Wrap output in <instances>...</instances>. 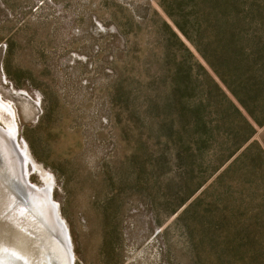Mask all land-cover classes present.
<instances>
[{
	"label": "rangeland",
	"instance_id": "obj_1",
	"mask_svg": "<svg viewBox=\"0 0 264 264\" xmlns=\"http://www.w3.org/2000/svg\"><path fill=\"white\" fill-rule=\"evenodd\" d=\"M0 100L75 264H264V0H0Z\"/></svg>",
	"mask_w": 264,
	"mask_h": 264
},
{
	"label": "bare ground",
	"instance_id": "obj_2",
	"mask_svg": "<svg viewBox=\"0 0 264 264\" xmlns=\"http://www.w3.org/2000/svg\"><path fill=\"white\" fill-rule=\"evenodd\" d=\"M0 104L3 105L4 109L9 110L10 108L6 103L4 104L0 100ZM7 106V107H6ZM11 110V111H10ZM10 113L13 114V124L8 125L4 128L0 125V151L4 158V164L7 163V167H9V171L13 174L17 170V163L15 155H18L16 152L17 149L13 150L11 146V142L19 149V144L17 142V125L14 124V112L12 109H10ZM9 114V113H8ZM5 117L4 115H2ZM6 119V117H5ZM9 119V117L7 118ZM10 121V119H9ZM12 122V120H11ZM27 153V152H26ZM18 157V156H17ZM20 157V155H19ZM21 158V157H20ZM27 158L24 161L23 166L27 167L28 169V161L30 160V157L27 153ZM33 163V161H32ZM26 169V171H27ZM25 171V172H26ZM28 176H30L29 171ZM27 178V177H26ZM7 181H9L7 179ZM2 182H0L1 184ZM29 187L27 188V195L26 197L29 199L27 201L25 199V203H22L20 205L16 206H5L7 207V211L9 212V216H6V220L8 223L5 238L4 233L2 230H0V264H67V258L65 256V252H63V248L61 246V242L58 241V244H55V251L56 255L53 257L49 252V244H51V239L48 235V228L50 226L54 227L55 223V208L58 206V204L54 201L53 198H51L52 195V186L48 183L46 185L38 186L36 184H33L30 180ZM10 193H14L16 190L13 186H10ZM13 187V188H12ZM0 195H3V191L0 190ZM5 198H8V200L13 201L15 197L9 196L10 194L7 192H4ZM53 196V195H52ZM4 198V196H3ZM1 199V197H0ZM2 200H0L1 202ZM16 199L14 200V202ZM13 202V203H14ZM30 203L31 205H29ZM2 213H5L6 208L2 206ZM6 211V212H7ZM16 214H22L20 217L15 216ZM12 214V215H11ZM16 220L17 224L21 221L27 226L30 227L32 232V236L30 237V234L25 235L18 234L15 232L16 228ZM6 224V223H5ZM4 227V226H3ZM9 229V230H8ZM11 230V231H10ZM25 233V232H24ZM16 237L23 239L26 238V242L23 244V242L18 241V248L24 250V254L22 256L18 255L11 246H8L7 243H11L12 246H15L16 244ZM9 240H6L8 239ZM12 238H14L13 241ZM34 240L37 244V248L34 249V252L30 251V246H32L31 240ZM47 241V242H45ZM57 242V241H56ZM7 245V246H6ZM19 249V250H20Z\"/></svg>",
	"mask_w": 264,
	"mask_h": 264
},
{
	"label": "water",
	"instance_id": "obj_3",
	"mask_svg": "<svg viewBox=\"0 0 264 264\" xmlns=\"http://www.w3.org/2000/svg\"><path fill=\"white\" fill-rule=\"evenodd\" d=\"M11 146H12L13 150L17 149L16 152L19 154V149L13 144V142H11ZM15 158H16V163H17V170H16V172H14L12 174L8 169L9 167H7V163L5 162V164H4V158H3V155L1 154V151H0V182H2L0 184V190L3 191V195H0V197H1L0 200H2L0 202V230L5 232L3 234L4 238H5V234L7 231V228H5V227L6 226L8 227V223H7V220L5 218H6V216H9V214H8L9 212L7 211V207L5 206V204L6 205L8 204L7 206L12 207L13 205L16 206V205H20L22 203H25V199L27 201H29V199L26 197L27 188L29 187V184H31L30 183V176H28V174H26V173H28V169L26 166L25 167L23 166V164H24L23 157L20 158L19 155H15ZM28 163L32 164L31 157H30V160L28 161ZM26 169H27V171H26ZM7 179L9 181H7ZM10 186H13L16 190L12 194L10 193V188H11ZM4 192L9 193L10 194L9 196H11L13 198L15 197L16 201L14 202V200H15L14 199L10 203L8 198H5ZM3 196H4V198H3ZM51 198H53L52 195H51ZM28 204L31 205L30 203H28ZM2 206L4 207V209L6 208L5 213H2V211H3L1 208ZM55 210H56L55 211L56 212L55 213V223H54L55 225H54V227L50 226L48 228V230H49L48 235L52 241L51 244H49V252L53 257H55V255H56L55 244H58L59 243L58 241H60L61 246L63 248L62 250H63V252H65V256L67 258V264H75V253H74V247L72 245L70 232L68 230L66 222L63 220V218L60 214L59 206H57L55 208ZM21 215L22 214H16L15 213V216L20 217ZM17 221L18 220H16V224H17ZM17 228L24 229L25 235L30 234V237L34 233V232H32L31 228L27 227L22 221L16 225V228H14L15 232L18 230ZM13 240H14V238H12L11 241H13ZM45 242H47V241H45Z\"/></svg>",
	"mask_w": 264,
	"mask_h": 264
}]
</instances>
